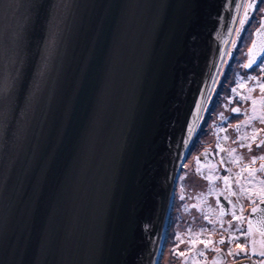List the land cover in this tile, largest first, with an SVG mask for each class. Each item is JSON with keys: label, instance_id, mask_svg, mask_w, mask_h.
<instances>
[{"label": "water", "instance_id": "water-1", "mask_svg": "<svg viewBox=\"0 0 264 264\" xmlns=\"http://www.w3.org/2000/svg\"><path fill=\"white\" fill-rule=\"evenodd\" d=\"M240 1L0 0V264H157Z\"/></svg>", "mask_w": 264, "mask_h": 264}, {"label": "rangeland", "instance_id": "rangeland-1", "mask_svg": "<svg viewBox=\"0 0 264 264\" xmlns=\"http://www.w3.org/2000/svg\"><path fill=\"white\" fill-rule=\"evenodd\" d=\"M245 3L246 0H241L239 4V11L242 13V16ZM258 12L260 13L261 11ZM253 13H255V11ZM255 18V15H251L248 18V23H251L252 25L251 28L253 27ZM248 29H250V27ZM250 31H245L241 41L235 43L233 54L228 59L229 64H227L225 67L224 64L220 66L212 90L201 108L202 110L205 109L206 111L205 116H207V122L204 125L199 126V134L196 138V141L193 142V140H191V135L188 142L189 151L184 160L185 162L183 163L184 168L182 169L183 174L180 182L181 184L179 186L177 185L174 191L170 208L171 210L168 218V227L158 264H202V262L206 264V261H208L207 258H199L196 252L199 251L198 249L200 245H197L194 248L192 242L190 241V231L192 228L196 229L204 224L205 219L201 212L204 206H208L210 208V212L208 213L205 211V213L217 216L216 218L211 217L212 221L215 219L226 220L223 218V216L220 215V217L217 211H213V209L216 208L214 205V199L218 191V187L216 188L210 186L208 193H205L202 196L201 194L204 187H199L197 191L193 189H187L188 185H186V180L188 173L190 174V172L193 171L192 166L195 148L198 145H209L214 149V153L217 155V158H219L218 167L226 169V171L229 173H231L228 170L230 165L232 166L230 167V170H236V166L230 163L232 160L236 162V165H242V167L243 165H247L248 167L250 160L253 159V157L258 156V154L262 151L261 147L259 149L257 148L258 144L255 145L253 142H251L249 137L246 138V134H250L248 133V130L253 129L255 131L254 133L256 135V139L258 140L260 130L263 127V124L260 123L259 118L264 116V93H262L259 86L260 84L264 83V76H261L259 80H248L247 75L256 76L259 70L246 73L242 69L240 63L246 54L248 47L247 44L251 38ZM233 88L236 89L235 93L232 92ZM244 97H247V99H244ZM253 101L255 103H253ZM239 102L241 103V108H243L244 115L242 117L232 116L229 112V108L232 103ZM221 113H223L225 117L224 120L219 118ZM238 123L240 124L239 129H237L235 132L233 124ZM195 127H197L196 121L193 126V131H195ZM211 127H214V130H212ZM241 134L245 135V137L243 136V139L240 142V145L243 144L244 147H241L239 144H237V139H241ZM249 146H251V151H249ZM233 149H235V151H233ZM202 173L204 174V172ZM206 173L207 175H205L208 177L204 180V184H206V181L210 182L214 178L212 173ZM232 178H235L234 182H236V180L243 179L235 177V174L234 176H228L227 184H224L225 187L227 185L231 187L233 186ZM242 182L243 185L240 186L239 189L236 188L238 190V195L236 196L239 200H242L245 196L252 198L258 195H264V191H262L264 185L261 184V180L257 179L256 175H247L242 180ZM243 189L244 191H242ZM181 191H183L182 194ZM181 196L184 197L183 200L181 199ZM234 206L236 207H234L235 210L238 212V202H235ZM187 234L190 240H187ZM256 245V247H253V250L261 252L260 246L258 244ZM180 253H183V255L181 256ZM206 254L210 257L209 253Z\"/></svg>", "mask_w": 264, "mask_h": 264}, {"label": "flooded vegetation", "instance_id": "flooded-vegetation-1", "mask_svg": "<svg viewBox=\"0 0 264 264\" xmlns=\"http://www.w3.org/2000/svg\"><path fill=\"white\" fill-rule=\"evenodd\" d=\"M256 4L257 5L259 4V0L256 1ZM254 11L255 13H253ZM240 13L241 12H239L238 17L236 18L235 22H233V28H232V33H231L232 35L230 34V38L226 42L224 54L221 58L218 69L223 64H224V67L227 64H229L228 59L233 54V48H234L235 43H237L238 41H241L243 37L245 30H241L239 33H237L236 29L241 28V27L243 29H248L250 27L251 38L249 39L248 44H247L248 45L247 50H246V53H247L248 48L253 39V32L259 26V21L261 20V18L264 17V12L259 13L257 11V8L254 7L252 12H250L247 15V17H245L246 23L243 26H241L240 20L242 19L241 18L242 13L241 14ZM251 15L256 16L252 28H251L252 26L251 23H248L249 21L248 18ZM244 56H245L244 59L240 62L241 66L244 63H246V60H247V55L245 54ZM242 69L246 73H251L252 71L251 69H244L243 67ZM217 71H216V74H217ZM216 74L214 75L211 86H213V82H214ZM240 104H241L240 102L232 103V105L229 108V112L232 116L242 117L244 115L243 108H241ZM232 108H239L241 111L239 113H233L231 111ZM198 112H200V110ZM205 113H206L205 109L204 110L201 109V112L199 113V115L196 116L197 127H195V131H192L193 134H191L192 135L191 140H193V142H195L196 138L198 137L199 126L204 125L207 122V116H205ZM239 125H240L239 123L233 124V128L235 132L237 129H239ZM211 129L214 130V127H211ZM254 132L255 131L253 129H249L248 133L250 134L249 135L246 134V138L249 137L251 142H253L256 145V144H259L260 141L264 140V124H263L262 129L260 130L258 140L256 139V135ZM243 136L245 137V135L241 134V139L240 138L237 139V144L240 145V142L242 141ZM255 140L257 141L254 142ZM188 147H189V144L186 148L185 154L181 158V163L179 165V168L176 174L174 189H176L177 185L179 186L181 184L180 182H181L182 174H183L182 169L184 168L183 163L185 162L184 160L189 151ZM261 148H262V151L258 154V156H256V159L254 162H253V159L250 160L248 167L247 165H243V167L242 165H236V162L232 160L230 163L236 166V170L234 171L230 170V167H232L230 165V167H228V170L231 173L227 172L226 169L222 167H218L219 158H217V155L214 153V149L211 148L209 145H201V146L198 145L195 148L194 156H193L194 158L193 166H192L193 171H191L190 174L188 173L187 180H186V185H188L187 189L188 190L193 189L197 191L199 187H204L202 194H201L202 196L205 193H208L209 191L208 189L210 186L216 187V188L218 187V191L214 199V205L216 206V208H214L213 211L215 212L217 211L219 216L221 215L223 216V218L226 219V220H223V219L216 220L215 219L212 221L211 217L216 218L217 216L209 215L208 213L210 212V208L208 206H204L201 212L203 214V217L204 216L208 217V220H205L204 224L201 227L196 228V229L192 228V230L190 231L191 240L188 234L186 235L187 240H190L192 242V245L194 246V248L195 246L200 245L198 249L200 252L199 251H196V252L199 258L201 259L207 258L208 261H206V264H264V255H261V253H264V245H261V244H264V234H262V231H261L264 225L259 223V221L262 218V215H264V203H261V198L264 197V195H258L252 198L245 196L242 200H239L238 197L236 196L238 195L237 189H239V187L243 185L242 180L247 175H250V174L256 175L257 179L264 180V171L260 170L261 165H264V159H259V157L264 156V146H261ZM197 169H199V172H197ZM202 172H204V174ZM206 172L212 173L214 175V178L210 182L206 181L205 182L206 184H204V180L208 177L206 176L207 175ZM234 174H235V177L243 178V179L242 180L239 179L240 182L239 180H236V182H234L235 178L234 179L232 178L233 186L231 187L227 185L225 187L224 186L225 181L223 177H228L232 175L234 176ZM189 176L194 177L197 180V182L194 183V185L196 186H193ZM174 189L173 191H175ZM242 191H244V189ZM182 192L183 191H181V194ZM172 196H174L173 192L171 194V198ZM217 201H219V205L217 204ZM235 202H238L239 204L238 212L235 210L236 208L234 206ZM221 207H223L224 209L223 213L221 212ZM170 208H171V205H170ZM253 208L257 209L255 213L252 212ZM170 210H169V214H170ZM205 211H207L208 213H205ZM234 216L237 218L243 217V220L233 219ZM249 220L252 221V225H253L251 231H248ZM209 221H211V223H209ZM238 229H243V231H239ZM221 239L223 240V243H220ZM256 244L260 246L261 252H257L253 250V247L257 246ZM241 249H243V251H241ZM229 250H231V254H229ZM204 252L209 253L210 257L207 256V254ZM202 264H205V263L202 262Z\"/></svg>", "mask_w": 264, "mask_h": 264}, {"label": "snow or ice", "instance_id": "snow-or-ice-1", "mask_svg": "<svg viewBox=\"0 0 264 264\" xmlns=\"http://www.w3.org/2000/svg\"><path fill=\"white\" fill-rule=\"evenodd\" d=\"M253 7H256L258 11L264 12V0H259L258 5L256 4V0H251V2L245 6V17H247V15H248V11H247L248 8H253ZM245 23H246V21L244 19L240 20L241 26H243ZM241 30L250 31V29H243L242 27L236 29L237 33H239ZM261 32H264V17L261 18V20L259 21V26L255 29L256 34H260ZM246 55H247V62L244 63L242 65V67L244 69H251L254 72L259 70L258 74L256 76L246 74L247 79L248 80H259L261 78V76H264V44H257V41L253 40L252 41V47L248 48ZM9 86H10V82L7 80V78H5V80L3 82H0V97L6 96L8 94ZM259 86H260L262 93H264V83L260 84ZM232 92L235 93L236 89L233 88ZM244 99H247V97H244ZM229 102H231V101H229ZM253 103H255V102L253 101ZM231 111L233 113H239L241 110L239 108H232ZM219 118L221 120L225 119L223 113L220 114ZM259 119H260V123L264 124V116H261ZM193 130L194 129L190 126L189 132H191ZM234 143H235V141H234ZM240 146L244 147L243 144H241ZM261 146H264V140L260 141V143L257 145V148L259 149ZM233 151H235V149H233ZM249 151H251V146H249ZM255 159H256V157H253V162L255 161ZM259 159H264V156L259 157ZM260 170L264 171V165H261ZM197 172H199V169H197ZM223 179H224L225 183L227 184L228 177H223ZM261 184L264 185V180H261ZM262 191H264V188H262ZM181 199L183 200L184 197L181 196ZM261 203H264V197L261 198ZM217 204L219 205V201H217ZM223 211H224V209H223V207H221V212L223 213ZM256 211H257L256 208L252 209L253 213H255ZM204 219L208 220V217L204 216ZM233 219L243 220V217L237 218L234 216ZM209 223H211V221H209ZM259 223L264 225V215H262V218L259 221ZM252 226H253L252 221L249 220L248 231L252 230ZM238 230L243 231V229H238ZM202 231H203V229H202ZM261 231H262V234H264V227H262ZM245 235H246V233H245ZM202 243H203V241H202ZM209 243H210V241H209ZM220 243H223L222 239H221ZM241 251H243V249H241ZM229 254H231V250H229ZM180 255L182 256L183 253H180ZM261 255H264V253H261Z\"/></svg>", "mask_w": 264, "mask_h": 264}, {"label": "bare ground", "instance_id": "bare-ground-1", "mask_svg": "<svg viewBox=\"0 0 264 264\" xmlns=\"http://www.w3.org/2000/svg\"><path fill=\"white\" fill-rule=\"evenodd\" d=\"M243 3V2H242ZM194 123V121L192 122V124ZM192 124L190 125L192 127ZM190 134L191 132L188 133V137H187V142H186V146H185V150H184V154L186 152V148H187V145H188V141H189V138H190ZM183 154V155H184ZM189 178L191 179V183L193 184V186H196L194 185L195 182H197V180L194 178V177H190ZM168 218H169V215H168ZM167 226H168V219H167V223H166V227H165V231H164V235H163V239H162V243H161V247H160V251H159V256H158V260H157V264H158V261L160 259V256H161V252H162V247H163V243H164V239H165V236H166V230H167Z\"/></svg>", "mask_w": 264, "mask_h": 264}]
</instances>
